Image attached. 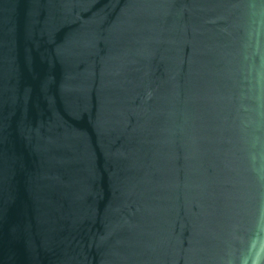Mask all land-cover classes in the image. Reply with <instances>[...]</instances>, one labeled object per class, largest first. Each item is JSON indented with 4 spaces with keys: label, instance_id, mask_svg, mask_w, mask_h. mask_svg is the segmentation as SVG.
Here are the masks:
<instances>
[{
    "label": "water",
    "instance_id": "95a60500",
    "mask_svg": "<svg viewBox=\"0 0 264 264\" xmlns=\"http://www.w3.org/2000/svg\"><path fill=\"white\" fill-rule=\"evenodd\" d=\"M245 11L0 0V264H221L264 200Z\"/></svg>",
    "mask_w": 264,
    "mask_h": 264
},
{
    "label": "clouds",
    "instance_id": "9594fccd",
    "mask_svg": "<svg viewBox=\"0 0 264 264\" xmlns=\"http://www.w3.org/2000/svg\"><path fill=\"white\" fill-rule=\"evenodd\" d=\"M243 59L250 72L245 110L252 115L243 123L254 124L257 134L250 141L249 171L258 185L264 187V136L259 134L264 121V0H246ZM221 264H264V200H261L243 237L236 234Z\"/></svg>",
    "mask_w": 264,
    "mask_h": 264
}]
</instances>
